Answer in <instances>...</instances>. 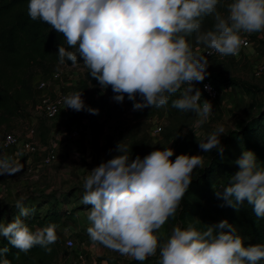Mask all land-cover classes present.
Masks as SVG:
<instances>
[{
  "label": "clouds",
  "instance_id": "clouds-1",
  "mask_svg": "<svg viewBox=\"0 0 264 264\" xmlns=\"http://www.w3.org/2000/svg\"><path fill=\"white\" fill-rule=\"evenodd\" d=\"M220 0H29L27 14L33 21L49 25L62 34L67 47L58 46V66L78 57L104 89L111 86L113 99L122 103L125 94L133 110L166 106L196 116L191 130L204 125L213 113L208 100L201 102V91L194 82H202L208 60L197 57L187 37L221 56L238 54L240 33L264 32V0H231L227 15L218 11ZM205 17H212L211 30L202 31ZM71 49V50H69ZM187 85L185 88L184 86ZM183 91L181 92V89ZM207 89L208 86L205 85ZM66 108L98 115L86 106L82 92L63 98ZM223 126L198 142L204 152L216 150L223 155L220 137ZM111 151V150H110ZM118 155L88 171L83 177L81 203L87 210V229L94 243L117 251L129 259L144 262L157 254L158 264H259L264 261V244L244 246L243 238L227 220L200 232L189 226L175 227L162 245L155 233L176 214L188 190L194 170L204 167L201 155L180 154L171 160V148L130 159L127 146L118 142ZM239 171L231 176L218 196L238 210L245 200L258 218L264 217V167L252 151L245 150L235 161ZM22 165L0 153V175H14ZM20 197L15 207L19 215L8 224L0 223V236L27 254L39 246L50 253L57 241L54 224L32 231L21 217L30 216ZM8 248H0V255ZM0 264H11L3 258Z\"/></svg>",
  "mask_w": 264,
  "mask_h": 264
},
{
  "label": "rangeland",
  "instance_id": "rangeland-1",
  "mask_svg": "<svg viewBox=\"0 0 264 264\" xmlns=\"http://www.w3.org/2000/svg\"><path fill=\"white\" fill-rule=\"evenodd\" d=\"M230 2L231 0H220L218 11L222 15H227L226 5ZM213 24L212 17H205L202 31L212 28ZM242 36L251 39L252 48L240 60L207 59L209 66L206 70L208 73L206 77L219 88L222 94L219 102L212 105L213 113L208 121L195 129V133L191 130L196 119L194 113L181 112L177 116L169 117L164 107H161L158 113L146 112L145 108L134 111L133 103L141 101L129 100L127 94L122 103L116 102L113 98L103 101L96 88L83 87L82 75L87 70L83 63L75 66L59 65L55 68V71L62 72L56 92H64L68 95L82 92V99L86 106L98 109V115L87 111L72 110V114L68 117L60 116L49 121L44 118L38 106L29 104L24 118L11 122L12 130L5 131L6 133H14L20 137L21 141L32 142L40 147L54 144L56 159L50 165L44 166L37 156L26 155L20 151L1 152L14 159L17 158L18 161L21 158L26 159L29 163H22V170L14 175H0V194L6 198L14 196V199L11 198L13 201L22 196L38 199V202L49 201L41 207V211L54 201H64L63 204L58 203V206L70 214L61 220L60 226L56 229L57 239L60 240L64 252L61 264H72V260L76 257L75 249L76 247L79 249L83 244V239H87V229L90 227L87 210L91 208V205L81 203L84 193L82 178L101 162L118 155L115 151L118 142L127 146V155L130 159H135L136 156L143 158L154 150L167 148L174 151L173 157H170L173 161L175 156L180 154L201 155L204 167H197L194 170L193 182L202 177L204 169L219 153L216 150L204 152L200 149L198 142L204 141L208 134L215 131L217 127L223 126L224 134L220 137L222 143L229 131L238 129L257 115L264 102V73L257 77L254 69L259 65L264 67V32L250 34L241 32L240 37ZM186 39L193 54L200 57L194 48L203 47V45L196 42L195 34ZM155 125L162 127L161 134H153ZM73 129H79L81 137L71 141L68 135ZM216 162L227 164V167L219 166L221 170L219 177L209 180L211 188L213 186L225 187L229 183L226 174L235 175L239 171V166L232 157H228V153L224 154V152L223 157ZM191 187L195 190L191 184L188 190ZM188 190L176 214L169 217L159 230L162 236H158V231L155 233L160 245L167 241L175 227L187 229L191 226L201 232L203 225L198 219L182 218L193 205L192 200L187 198ZM199 194L198 191L195 196ZM3 204L4 202L0 204V208L4 207ZM3 222L4 220L1 221ZM210 225L216 224L206 226ZM67 236L73 238L76 244L75 249H65L64 240Z\"/></svg>",
  "mask_w": 264,
  "mask_h": 264
},
{
  "label": "trees",
  "instance_id": "trees-1",
  "mask_svg": "<svg viewBox=\"0 0 264 264\" xmlns=\"http://www.w3.org/2000/svg\"><path fill=\"white\" fill-rule=\"evenodd\" d=\"M28 2L29 0H0V140L5 135V131L10 132L11 122L24 118L26 108L34 102L32 88L34 78L45 77L55 72L58 66V46L67 47L62 34L39 20L30 19L27 14ZM80 63L83 61L78 57L77 64ZM64 65L73 66L71 61ZM88 71L87 69L83 74V87L96 88L103 101L116 95L111 86L102 88L99 82L88 74ZM179 96L178 92L169 98L166 106H163L169 117L177 116L182 112L171 107V101ZM136 99L142 101L139 94ZM160 108L145 107V111L158 113ZM221 145L224 148V154L228 153V157H232L235 161L243 151H252L257 163L264 167V102L257 115L238 129L229 131ZM222 157L223 155L218 153V156L204 169L202 177L191 183L195 190L191 187L187 192V198L192 200L193 205L182 218L198 219L203 225L201 232L207 230L208 224L227 220L235 226L237 234L243 238L245 247L264 244V217L258 218L253 211V206L246 200L239 205L238 210L227 205L222 196L217 195L218 192L223 193L224 187L211 188L209 180L219 177L220 167H227V164L216 162ZM226 177L230 181L231 176L228 173ZM198 191L200 194L196 197L195 193ZM48 203L49 201L38 202V199L25 198L24 206L30 209L31 214L21 219L32 231L49 224H54L56 230L61 220L70 214L58 206V203H64L63 200L54 201L41 211V207ZM14 205L0 208V223L3 220L5 225L11 223L19 215V209ZM5 247L8 251L0 255V259L6 258L11 261V264H57L64 254L58 239L49 246L50 253L36 246L27 254L21 252L17 256L19 249L12 246L7 237L0 236V248ZM259 264H264V261H260Z\"/></svg>",
  "mask_w": 264,
  "mask_h": 264
},
{
  "label": "built area",
  "instance_id": "built-area-1",
  "mask_svg": "<svg viewBox=\"0 0 264 264\" xmlns=\"http://www.w3.org/2000/svg\"><path fill=\"white\" fill-rule=\"evenodd\" d=\"M241 45L237 55L232 56H221L220 54L211 51L205 46H196L194 50L200 56L205 57L206 59H225L230 58L233 61H238L242 58V56H246L251 48L252 43L251 39L246 36H242ZM264 73V67L259 65L255 67L254 74L258 77ZM62 72L55 71L45 77L38 76L35 77L32 83L33 93H34V102L30 103L35 104L39 107L42 115L46 120H55L60 116H70L72 114V109L66 108V105L63 102V98L68 94L64 92H56V86L60 82ZM205 85L208 88H205ZM185 88L187 85L184 86ZM194 87L199 88L201 95V102L204 100H208L212 105L219 102L221 94L219 88L212 83V81L208 78H205L202 82L195 83ZM183 89V88H182ZM153 134L159 135L162 133V127L159 125H155L153 127ZM81 137V132L79 129H73L68 138L72 140H77ZM8 151H20L21 153L28 154L31 156H37L38 160L44 165H50L56 159V147L54 144H47V146L40 147L39 145L32 142H23L20 137L15 135L14 133H5L2 140L0 141V153L8 152ZM65 249H75L76 244L71 236H67L64 240ZM125 259H129L126 256H123ZM81 258V256L77 257Z\"/></svg>",
  "mask_w": 264,
  "mask_h": 264
},
{
  "label": "crops",
  "instance_id": "crops-1",
  "mask_svg": "<svg viewBox=\"0 0 264 264\" xmlns=\"http://www.w3.org/2000/svg\"><path fill=\"white\" fill-rule=\"evenodd\" d=\"M82 80H83V75H82ZM24 158H26V156ZM15 160L18 161L17 158ZM18 162L21 165H22V163H24V164L29 163L26 159L22 160V158ZM11 198L14 199L15 197L14 196H12V197L7 196V198H6L0 194V204H2L4 202V204H3L4 206L13 205L19 199V198L15 199L13 201V200H11ZM1 208H3V207H1ZM65 218H67V217H65ZM157 234L160 237L162 236V234H161V232H159V230H158ZM75 252H76V257H74V259L72 260V264H158V260H159V248L157 249V254L155 256L149 257L144 262H139V261H135L132 259L121 258V256L119 255V252L111 250V249L103 246L102 244L99 245L98 243L92 242L89 238L88 233H87V239L86 238L83 239L82 246L79 249H77V247H76ZM79 256H81V258H77ZM60 261H61V258H59L58 264H61Z\"/></svg>",
  "mask_w": 264,
  "mask_h": 264
}]
</instances>
